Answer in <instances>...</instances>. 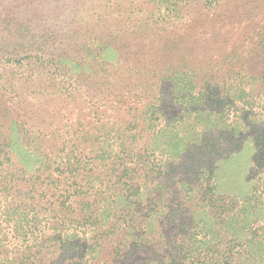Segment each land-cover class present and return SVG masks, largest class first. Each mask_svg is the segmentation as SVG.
<instances>
[{
	"label": "trees",
	"instance_id": "1",
	"mask_svg": "<svg viewBox=\"0 0 264 264\" xmlns=\"http://www.w3.org/2000/svg\"><path fill=\"white\" fill-rule=\"evenodd\" d=\"M0 264H264V0H0Z\"/></svg>",
	"mask_w": 264,
	"mask_h": 264
},
{
	"label": "rangeland",
	"instance_id": "2",
	"mask_svg": "<svg viewBox=\"0 0 264 264\" xmlns=\"http://www.w3.org/2000/svg\"><path fill=\"white\" fill-rule=\"evenodd\" d=\"M251 148L249 145H244L242 151L237 155L231 162H228L227 166H224L222 172L229 170V174L233 172V176L239 178L240 174L242 173L243 169L245 168V164L248 161V156L250 154ZM229 179V175L225 181ZM239 194L244 192L242 188H239Z\"/></svg>",
	"mask_w": 264,
	"mask_h": 264
}]
</instances>
